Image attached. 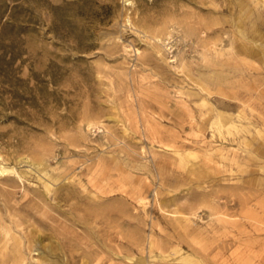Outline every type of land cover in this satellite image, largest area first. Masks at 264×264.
Returning a JSON list of instances; mask_svg holds the SVG:
<instances>
[{
  "label": "rangeland",
  "instance_id": "1",
  "mask_svg": "<svg viewBox=\"0 0 264 264\" xmlns=\"http://www.w3.org/2000/svg\"><path fill=\"white\" fill-rule=\"evenodd\" d=\"M0 264H264V0H0Z\"/></svg>",
  "mask_w": 264,
  "mask_h": 264
}]
</instances>
